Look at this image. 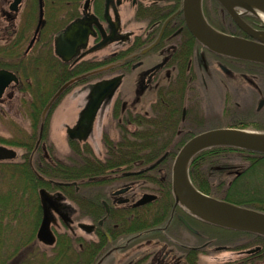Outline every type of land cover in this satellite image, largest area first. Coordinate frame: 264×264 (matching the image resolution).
I'll return each mask as SVG.
<instances>
[{
	"label": "flooded vegetation",
	"instance_id": "obj_1",
	"mask_svg": "<svg viewBox=\"0 0 264 264\" xmlns=\"http://www.w3.org/2000/svg\"><path fill=\"white\" fill-rule=\"evenodd\" d=\"M75 1L77 2L76 14L72 19L85 15L91 28L87 41L84 47L79 48L78 54L64 61L54 51L55 34L72 19L52 30L48 27V30L44 32L46 18L43 15L44 24L35 32L38 19L37 9L36 23L30 38L22 50L21 57L15 58V61L17 64V60L20 61L22 58V60L27 61V57L32 56L29 57V62H34V64L38 65L43 61L41 50L50 48L51 54L60 62L66 64L68 69L80 70V67L82 68L83 66L84 71L70 77L79 76V78L69 83L62 90V92L66 89L69 90L76 84L84 87L82 104L72 125L75 124L81 111L90 100L94 85L119 76L114 91L100 101L87 138L83 141L73 140L79 146L83 144V146L86 145L87 147V140L89 139L91 145L88 146L92 151L94 149L91 146L96 144L97 138L99 139L104 149V155L102 157L92 156L93 153H88V156L95 163L102 164L107 157L108 145L104 140V136L108 140L115 142L123 134V128L126 129L127 134L131 135L136 131H151V125L148 121L159 118L157 115L161 114L156 108L164 112L167 111V129L163 131V134L167 136L193 135L203 123L210 122L208 120H210L211 116L216 117L214 121L220 119L216 114H208L203 117L198 108V90L203 87V70L205 71V67L207 68L208 66H213L216 69L220 67L221 72L225 74L223 75L225 78L222 79L220 77V80L228 83L229 78H232L231 76L235 72H241L247 68L242 66L245 64L240 60L215 53L203 47L199 42H195V38L185 26L181 9L173 10L170 7L169 0H83L81 6L79 5V0ZM11 2L12 0H0V14L6 20V27L9 29V44L11 43L14 49L18 47L20 49L25 36L24 32L26 33L28 29V19L33 14L32 5L29 2L30 5L27 6V0H21L17 5L16 11H11L9 8ZM85 2L86 8H84ZM124 4L132 9L131 21L141 23L136 29L129 30L124 28L125 22L123 24L120 14L121 7ZM26 6L28 7L27 9L25 8ZM23 8L27 11L26 17L22 15ZM211 9L212 7L207 9V14L211 15L212 21H219L221 17L219 8L212 11ZM202 11L205 17L206 11H204V8H202ZM224 12L230 18L224 9L222 12L223 17L225 15ZM18 14H20V17L22 16L24 21H21L20 25L16 26L15 20ZM216 14L218 15L217 18L215 17ZM243 15L245 13L241 14V18L250 26L255 29H264L261 24L259 26L250 24L243 18ZM232 24L238 33L236 31L229 33L241 34L239 36L247 37L234 22ZM224 27L226 28V26ZM187 31L193 37L191 41L190 37L187 36ZM50 34L51 39H49ZM16 35L18 37L23 36V38L16 41L14 39L17 37ZM33 36L34 39L29 45ZM45 36L49 40L46 45L43 39ZM102 42L103 44H101ZM187 42L189 43V48H187ZM106 48H108V51L103 52ZM6 69L15 73L17 82L15 84L11 82L7 86L1 96L3 101L6 97L10 99L13 96L14 88L17 85L23 86L24 83L26 86L30 84L27 79L23 81L24 76L22 77L14 68L8 67ZM64 82L57 86L40 109L39 118H41V122L39 123V131L41 127V136L44 127L43 120L47 117L50 108L57 102L56 100L62 92L51 102L44 113H42L43 109ZM181 87H183V91ZM7 89L8 91H6ZM180 92L182 96L178 104L177 98ZM257 92L262 95L261 88L257 89ZM6 93L10 94L3 97ZM229 98L231 97L225 96L226 100ZM260 100H263V102L258 107ZM145 102L147 106L144 105ZM224 103H226L225 100ZM255 106L257 110L264 107V96L256 102ZM234 107L235 102H233L232 106H224L220 116L223 115V117H227L226 119L231 120ZM173 109H176L179 113L178 122L174 130L171 128ZM105 115L116 119L118 137L115 139L110 137V132L103 131V128H98L99 120ZM151 132L156 131L153 130ZM35 144L37 145L35 146ZM166 144L160 146L161 152L154 159L148 162L133 161L129 168L127 167L129 164H123L120 167L105 170L106 173L104 174L83 179L69 181L50 180L51 183L58 186L57 189L52 190V195L56 196V204L59 205L60 210L66 216L64 220L61 215L50 209L53 216L50 228L54 233L55 239L57 232L53 228L57 226V218L67 227L72 238L78 235V230L84 232L87 235V239H85L87 246L93 245L96 247L94 244L99 242L98 233L100 232L108 242V244L103 243L104 255L107 252L115 251L120 254L119 259H125L124 264H189L191 262L199 264V254L211 251L209 249L211 245L217 252L229 248L228 245L230 243H214L211 239H203L199 243H197V240L193 241L194 243H182L183 241H169L167 239V226H169V223L172 220L174 221V218L182 223L179 216L184 218L183 214L188 212L180 203L174 202V197L173 201L170 202L172 193V162L170 169H168V161H170L168 155L171 147L169 143ZM39 145L42 150L44 149L40 140V142L32 145L31 151L33 154L37 151ZM97 150H100L99 147ZM42 156L45 157V154ZM31 158L32 155L30 154ZM229 171V169L225 171L224 175ZM168 174L169 183L167 182ZM36 177L42 178L40 176ZM81 184H84L85 191L82 194H78ZM62 186L73 187V192L69 197L60 189ZM151 196L153 198H150ZM168 206L170 213L167 217ZM82 213L85 214L83 216L85 219L82 217L77 218ZM93 216L96 217L93 218ZM114 218L115 220H113ZM99 220H101V223H99ZM82 223L91 224L93 227L86 230L81 227ZM156 223L161 224V227L155 228ZM189 224L195 231L189 230L183 223L181 227L177 225H171L170 227L174 228V234H177L178 230L182 228L190 237L195 239L203 236L197 227L191 223ZM107 228H119L118 238L111 240ZM78 246H81V244H78ZM247 250L248 248H244L239 251V253L244 254L242 257L227 259L219 264H251V258L248 255L257 250L251 252H247Z\"/></svg>",
	"mask_w": 264,
	"mask_h": 264
},
{
	"label": "trees",
	"instance_id": "obj_2",
	"mask_svg": "<svg viewBox=\"0 0 264 264\" xmlns=\"http://www.w3.org/2000/svg\"><path fill=\"white\" fill-rule=\"evenodd\" d=\"M170 7L173 10H180L181 9V0H169ZM217 5L219 3L214 0ZM76 1L75 0H44V15L46 18V26L44 27V32L48 30V27L52 30L56 27H59L63 25L64 23L68 22L70 19L74 17L76 14ZM61 8V13L58 12ZM63 8V9H62ZM216 9V6H212V9ZM205 18L207 21L213 25L217 29H221V25H219V22L212 21L211 15L207 14V9L204 8ZM63 15V18H60L57 22L50 23L51 20L54 19L55 15L60 16ZM243 18L248 21L250 24L254 26H259L261 24L262 27H264V24L258 17L251 13H245L243 15ZM50 24V25H49ZM224 30V29H222ZM187 36L190 37V41L193 39V37L189 34L187 31ZM44 41H49L47 36L44 38ZM195 42H198L195 39ZM204 47V46H203ZM6 47L0 46V68L1 67H10L14 68V70H17L19 74L24 73V78L26 79L28 76V70L27 64L29 62V59L25 61V63H20L19 66H12L6 64L5 61H2L1 58L3 56H6L7 54H10L9 52L5 51ZM16 48V45H15ZM187 48H189V43L187 42ZM234 58V57H233ZM43 59L45 60L44 63V69L47 72L49 76L52 75L51 81L52 85L48 86V91L46 93L41 94L39 92V87L37 86L35 90V96L38 98L39 103L34 104L33 102L30 104L31 109L29 114L31 115V118L33 121H36L35 119V113L38 114V107L43 106L45 104L46 98L48 99L53 91L59 86L62 82L66 81L70 77L74 76L75 74H79L82 71H84V68L80 67L76 70L68 69L66 64L60 62L58 59H56L52 54L50 49L48 48L45 50V53L43 55ZM237 60H240L245 64L244 66L247 68L246 70L252 71V73H255L256 75H264V64L254 61H248L244 59L236 58ZM31 64V65H30ZM46 64V66H45ZM34 62H29V67H33ZM38 67V66H37ZM249 68V69H248ZM33 69V68H32ZM264 79V77H262ZM47 84H45L46 86ZM50 87V88H49ZM25 88L30 91V84L26 85ZM183 91V87H181ZM262 92V88H261ZM263 95V94H262ZM182 93L180 92V95L178 96V104L180 102ZM264 96V95H263ZM45 100V101H44ZM251 103V102H250ZM249 103V104H250ZM38 104V105H37ZM245 105V107L237 108L236 106L233 109V115L231 118V124L230 126H235L238 128L243 127H251L255 129H264V115H262V111H264V107L260 110L256 109V104L252 107L251 105ZM37 105V106H36ZM158 112H161V114H158L155 120H149L148 123L151 125V131H140L135 132L134 134H127L126 129L123 128V134L120 136L119 140L112 142L108 140L106 136H104V140L107 147L106 152V159L104 163H95L92 158H90L88 155L85 156V154H88V147L84 145L82 148L79 147V145L69 139V145L73 151L74 154H76L78 157H80V162L78 165H69V164H63L60 162H52L49 160V158L41 156V154L35 155L33 158L29 160L28 156H24L22 158V161L20 162H0V174L5 172V175L10 178V180H14V182H11L10 188L16 189V185L14 183H21L23 184V189L31 191V189H38L39 187H45L47 190L52 191L54 189H57L58 186L51 183L50 180L54 181H69V180H78L87 178L89 176H95L106 173L105 170L114 169L116 167H120L123 164H129L127 166L128 168L131 167V163L133 161H145L148 162L157 155L160 154L161 148L160 146L165 145L166 143H169V140H167V135L163 134V131L167 129V111L164 112L161 109L156 108ZM40 112V111H39ZM173 118H172V126L173 130L175 129V126L177 125L179 113L175 109H173ZM39 124V123H38ZM44 136V132L42 134V138ZM174 137V135L170 136ZM4 142L5 144H17L16 142H9V141H3L0 140V143ZM167 145V144H166ZM32 149V146H29ZM40 148V145L37 148ZM82 152H85L83 154ZM232 157V159H231ZM235 157H238L240 161H234ZM170 161H168V169H170L171 164V157L168 158ZM264 160V153L263 152H257V151H251L248 149L238 148V147H232V146H212L206 149H203L196 153L189 161L188 163V176L191 181V183L200 191L209 194L211 196H214L216 198L226 200L228 202H232L234 204H238L241 206H246L250 208H255L258 210H261L258 206L260 203L261 205H264V203H261L264 201V197H257V193L260 191V187H257V185L254 184L259 181L258 178H255L256 171L254 170L255 166H257L259 163L263 162ZM230 169H236L237 171L233 172V174L230 175H224V172ZM39 173L42 178H37L35 176L34 171ZM169 171V170H168ZM255 173V174H254ZM254 174V175H253ZM167 182L169 183V174L167 175ZM251 185L253 186L251 188ZM13 186V187H12ZM239 187H242L241 190ZM9 188V189H10ZM12 189V190H13ZM64 194L70 196V192H73V187L70 186H62L60 188ZM85 189L83 186L80 185L79 193H84ZM10 192H6V195L3 197H0V209H3V204L10 205L9 202L12 198L9 195ZM236 198V199H235ZM36 199H37V207L38 210L40 209L38 196L36 192ZM173 201V194L171 193L170 202ZM254 205H258L255 207ZM10 207H7L5 212L7 213ZM17 208V207H15ZM14 208V209H15ZM20 208V206H19ZM41 212V211H40ZM170 213L169 206L167 207V217ZM186 214V215H185ZM183 214L184 218L191 224H193L195 227H197L202 237H199L198 239H211L215 243H224L229 241H236L237 237H239V234H243L246 238L250 240V243L257 244L259 246V249L250 255L248 257L251 258V264H264V236L259 235L256 233L243 231V230H237V229H230L221 227L209 222H206L190 213ZM96 216H93L95 218ZM110 219V218H108ZM115 220V218L113 219ZM160 222V221H159ZM174 222V223H173ZM118 223V221H117ZM158 224V223H156ZM35 225V224H34ZM171 225H177L180 226L182 223L174 218V221L172 220L169 223V226ZM37 226V225H36ZM35 231L36 227H32L30 229L29 234L27 235L26 241L21 243V240L17 242V246L14 248H0V264H3L6 258H9L10 255H12L15 251L18 250V245H24L25 242L32 243L35 242L33 240L35 237ZM177 231V230H176ZM107 232L110 235L111 240H115L118 238V230L116 228H107ZM99 234V242L93 245L87 246L85 241L79 238H72L68 233L62 232L58 233L56 237V241L52 247H50L49 253L45 252V250L38 249V247L32 248V253H30V257L28 259H24L18 264H93L94 260L97 259V256L100 251L103 249V243H107V239L102 233ZM1 235H2V228H0V241H1ZM32 240V241H31ZM37 240V239H36ZM1 243V242H0ZM76 244L86 245L81 248L80 250H76ZM78 246V245H77ZM78 246V247H81ZM245 246V245H244ZM1 247V246H0ZM4 247V246H3ZM247 247V246H246ZM241 248V247H240ZM189 264H197V263H189Z\"/></svg>",
	"mask_w": 264,
	"mask_h": 264
},
{
	"label": "rangeland",
	"instance_id": "obj_3",
	"mask_svg": "<svg viewBox=\"0 0 264 264\" xmlns=\"http://www.w3.org/2000/svg\"><path fill=\"white\" fill-rule=\"evenodd\" d=\"M27 2H28L27 6H29L30 5L29 2H31V5H32L31 10L33 14H31V16L29 14L30 18L28 19V25H27L28 29L26 33L24 32L25 36H24V40L21 45L22 47L20 49H18L19 47L14 49V46H12L11 43L9 44L8 42V38L10 35V33L8 34L9 29L6 27L7 25L5 23L6 20L0 14V46L6 47L5 48L6 52L10 51V54L3 56L1 60L5 61L6 64L8 65L12 64L13 66H19L20 63H25L26 61V60H22L21 58L20 61L17 60V64H16L15 58L21 57L22 50L25 44L27 43L28 39L30 38V35L36 23V18H37L36 0L35 1L27 0ZM82 3H83V0H79L80 6L82 5ZM27 6L25 7L26 9L28 8ZM212 6H216V9L218 10L219 8V10L221 11V12L219 11L220 13L219 15L221 16L220 20L217 21L219 22V25L222 26L221 30L224 29L223 32L226 31V33L235 32V31L236 33H238L236 28L233 26V24L231 25L233 20L229 18L225 12H224L225 15L223 17L222 15L223 9L221 8L220 4L217 5V3L214 2V0H201L202 8L208 9L209 7H212ZM25 8L22 9V15H24V17L27 16V11L24 10ZM58 12L61 13V8L59 9ZM120 14H121V19L123 21V24L125 22L124 28L126 29L133 30V29H136V27L141 24V23H135L131 21L132 20V9L128 8V5L126 4H124L121 7ZM63 15L64 14H61L60 16L55 15L54 19L51 20L50 23L54 24L55 22L60 20V18H63ZM217 16L218 15L216 14L215 17L217 18ZM261 16L262 15L259 13V16H256V17H258V19L260 20H263ZM21 21H24V20L22 16L20 17V14H18V17L15 20L16 26L20 25ZM224 26H226V28ZM229 34H232V33H229ZM21 38H23V36H20V37L17 36L14 39L17 41L18 39H21ZM49 39H51V34L49 36ZM45 49L46 48L41 50L42 57L45 53ZM105 51H108V48L103 50V52ZM29 57H32V56H28L27 58L29 59ZM209 58L211 59V57ZM44 63H45V60L43 59L42 63H39L38 65L34 64L33 67H29V63L27 64L28 65L27 69L29 70H28V73H27L28 76H26L27 77L26 79L30 81V91H28L25 88L24 83H23V86L17 85L14 88L13 96L10 99L6 97L4 101L2 100V102H0V140L17 143V144H11V143L5 144L4 142H1L0 144L13 147V149L17 151V157L13 160L14 162L22 161V158L24 156H28V158H30V154L32 155V158H33L35 155L39 153L41 154V156L45 154V157L49 158V160L52 162H60L63 164H69V165L76 166L80 162V157H78L76 154L73 153L69 145L68 137L65 133V126L72 125V123H74L76 119L77 111L82 104V97H83V90H84V87H82V85H79V84H76L75 86L73 85L72 88H70L69 90L66 89L67 91L65 90L64 92H62L59 95L58 99L56 100L57 102L54 105H52V107L50 108L49 114L47 115V117L43 120L44 136L41 139V144L44 148L43 149L44 152L40 147L38 151H35L33 154V152L31 151V147H29L35 143V140L39 132L38 123L41 122L40 121L41 118H39V111L41 109V106L38 107V114L35 113L36 121H33L31 118V115L29 114L30 109H31L30 103L31 101H33L34 104L39 103L38 98L35 96L36 94L35 90L37 86L39 87L38 88L39 92L43 94L48 91L47 87L52 85V81H51L52 75L49 76L48 74H46L47 72L44 69ZM235 74L231 76L232 78H229V82L227 83L226 81L220 80V77L222 79L225 78L223 76L225 74L221 72L220 67L217 69L213 66L212 67L208 66L207 68L205 67V71L203 70V76H204L203 87H201L200 85L201 90H198V97H199L198 108L200 109V112L203 115V117L207 116L208 114H216L218 115L220 119H218L217 121H214L216 120V117L211 116L210 120H208L210 122L203 123L195 134L200 133L205 130L213 129V128L235 127V126L229 125L231 124L232 121L226 119L227 117L224 116L225 117L224 118L223 115L220 116L221 111L223 110V107L232 106L233 102H235V106L237 108H241V107H245V105H248L250 101L251 103L249 105L253 107L254 104H256V102L260 98L263 97L262 95H259V93L257 92V89L262 88V94L264 95V79H262L264 75H261V76L256 75L255 73H252V71H249V70H242L241 72L238 71V72H235ZM21 76L22 77L25 76L24 73H22ZM24 80L25 78H23V81ZM45 84L47 85L45 86ZM6 91H8V89ZM226 95H228V97H231V98L226 100L225 99ZM3 97H5V95H3ZM224 100L226 103H224ZM144 105L147 106V103L145 102ZM262 113H263L262 115H264V111H262ZM114 120H115V123H114ZM98 123H99L98 128L99 129L103 128V131L110 132L111 134L110 137L114 139L118 137V134L116 133V129H117L116 119L110 118L105 115L103 116L102 119L99 120ZM242 129L264 132V129H255L251 127H243ZM193 135H177L174 137L167 136V140H169V144L171 147V151H169L168 157H171L172 164L181 146ZM87 142H88V145H91L89 139L87 140ZM88 145L87 147H89ZM79 147L82 148L83 144H81ZM91 147H93L94 150L91 151L90 147L87 150H88V153H93L92 156L96 155V156L102 157L104 155L103 146L98 138H97L96 144H94V146H91ZM98 147L100 150H97ZM82 153L85 154V152H82ZM87 155L88 154H85V156ZM233 159H235L234 161H240L238 157H235ZM254 170L256 171L255 173H257L255 178L259 179V181L257 183L254 182V184L255 185L258 184L257 187L261 188L260 191L257 193V197L262 198L264 197V160L263 162L255 166ZM235 171L237 170L230 169V171L226 172L225 175L233 174V172ZM11 182H14V180H10V178L7 177V175H5V172L0 174V197L5 196L6 192H10L9 195L12 197L10 199L11 201L9 202L10 205H7V202H6V204H3L4 205L3 209L2 210L0 209V228H2L0 248H2V250H4V248H8V249L14 248L15 246H17V242L20 240H21V243L26 241V238L30 232V229L33 226L36 227L37 229V226H38V223L41 217L40 209L38 210V207H37V199H36L37 189H31V191L28 192V190L23 189V184L21 183H14L17 185H16V189H13V188H10ZM81 186L84 187V184H81ZM252 187L253 186L251 185V188ZM239 188L241 190L243 189L242 187H239ZM69 193L71 194L72 192L69 191ZM261 203H264V201H262ZM254 206L257 207L258 205H254ZM7 207H10V208L8 212L6 213L5 210ZM258 207L260 209L262 208L261 211H264V205L260 206V203H259ZM83 216H85V214L82 213L77 218L82 217L83 219H85ZM154 227L155 228L161 227V224L159 225L155 224ZM53 229H55V231L57 232V235L58 233L65 232L71 236L67 227L63 225V223L60 221L59 218H57V226L54 227ZM116 229L118 230L119 228H116ZM77 234L78 235L74 238H79L81 240L83 239L84 241L85 239H87V235H85L84 232H82L81 230H78ZM167 237L169 241L179 240V242L183 241L182 243H185V242L190 243L195 240H197V243H199L204 239L203 238L200 241L198 239L190 237V235L186 233L184 230H182V228L181 230H178L177 234H174V228L170 226H167ZM33 240H35V242L32 243L31 245L28 242H25L24 245H21V246L18 245V250L15 251L12 255H10L9 258H6L7 260H5L3 264H18L22 260L28 259V257H30V253L33 252L32 251L33 247H38V249L45 250V252L47 253L51 251L50 247H52L53 245L45 246L42 243L38 242L35 238ZM249 241L250 240L248 239V237L246 238L243 234H239V237H237L236 241L233 242L232 240L228 242L230 243V245L227 244L229 248L225 249L224 251L217 252L214 249V247H212L211 245L209 247L211 251H207L204 254H199V264H219L220 262H223L224 260H227V259H236L238 257H242L244 254L239 253V251L243 250L244 248H252L255 245H257L254 243H250ZM224 244H226V242H224ZM77 245L78 244L75 243L76 250H80L81 248L83 249V247H85L84 245H82L81 247H78ZM104 252H105L104 249L99 252L97 259L94 260L93 264H124L125 259L124 258L122 260L119 259L120 254H117V252L110 251V252H107L105 255H104Z\"/></svg>",
	"mask_w": 264,
	"mask_h": 264
},
{
	"label": "water",
	"instance_id": "obj_4",
	"mask_svg": "<svg viewBox=\"0 0 264 264\" xmlns=\"http://www.w3.org/2000/svg\"><path fill=\"white\" fill-rule=\"evenodd\" d=\"M20 1L12 0L9 6L10 10L16 11ZM216 1L247 37L221 32L211 26L203 15L201 0H182L181 11L183 20L191 35L213 52L264 64V29H255L241 18L242 12H249L256 16H259V12L264 14V0ZM85 6L86 2L84 8H86ZM43 24V0H38V19L35 32ZM90 30L89 20L85 15L74 18L55 34V53L64 61L69 60L73 55L78 54L79 48L84 47ZM33 39L34 36L30 40L29 45ZM77 78L79 76L64 82L50 98L42 113L46 111L62 90ZM118 80L119 76H115L94 85L90 100L81 111L75 124L67 126L65 129V133L70 139L85 140L87 138L100 101L114 91ZM11 82H17L15 73L6 68H0V97ZM262 102L263 100L259 101L258 107H260ZM40 137L41 128L37 143ZM221 145L264 153V132L236 127H220L205 130L191 136L181 146L172 164L171 186L174 202L180 203L190 214L206 222L264 236V211L214 198L198 190L188 177V163L196 153L212 146ZM15 155L16 151L14 149L0 145V160L10 159L15 157ZM38 197L41 206V219L36 231V238L43 244L52 245L55 241V236L50 228V224L53 221L50 209L63 218L66 216L60 210L59 205L56 204V196L49 193L45 188L41 187L38 189ZM150 198H153V196ZM179 218L186 228L195 231L182 216H179ZM99 223H101V220H99ZM81 227L89 230L93 225L82 223ZM106 236L108 237V234ZM257 248L248 249L247 252L254 251Z\"/></svg>",
	"mask_w": 264,
	"mask_h": 264
},
{
	"label": "bare ground",
	"instance_id": "obj_5",
	"mask_svg": "<svg viewBox=\"0 0 264 264\" xmlns=\"http://www.w3.org/2000/svg\"><path fill=\"white\" fill-rule=\"evenodd\" d=\"M259 13L262 15L261 17H262V18H263V20H264V14H263V13H261V12H259Z\"/></svg>",
	"mask_w": 264,
	"mask_h": 264
}]
</instances>
